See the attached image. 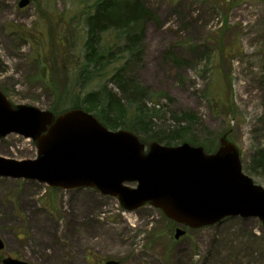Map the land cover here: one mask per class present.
<instances>
[{
  "label": "rangeland",
  "instance_id": "374dc122",
  "mask_svg": "<svg viewBox=\"0 0 264 264\" xmlns=\"http://www.w3.org/2000/svg\"><path fill=\"white\" fill-rule=\"evenodd\" d=\"M20 1L0 0V91L12 106L52 112L88 9L78 0H30L19 8ZM141 1L154 17L129 73L163 105L156 130L186 126V114L197 119L194 136L213 148L227 133L243 173L264 188V0ZM58 38L66 39L63 47ZM113 54L106 74L123 62ZM0 157L35 159V144L8 135ZM177 227L150 205L125 212L93 189L0 178V264L5 257L29 264H264V227L256 218L180 227L185 234L174 239Z\"/></svg>",
  "mask_w": 264,
  "mask_h": 264
},
{
  "label": "water",
  "instance_id": "95a60500",
  "mask_svg": "<svg viewBox=\"0 0 264 264\" xmlns=\"http://www.w3.org/2000/svg\"><path fill=\"white\" fill-rule=\"evenodd\" d=\"M30 4L21 0L19 8ZM15 134L35 144L36 157H0V178L35 181L52 189H93L114 198L125 212L145 205L176 226L199 230L227 218H256L264 227V188L242 171L237 147L225 133L207 154L183 143L146 148L127 130L111 131L81 109L51 111L12 106L0 91V139ZM133 186V187H131ZM4 243L0 238V253ZM1 264H29L5 257ZM103 264H120L106 260Z\"/></svg>",
  "mask_w": 264,
  "mask_h": 264
},
{
  "label": "trees",
  "instance_id": "16d2710c",
  "mask_svg": "<svg viewBox=\"0 0 264 264\" xmlns=\"http://www.w3.org/2000/svg\"><path fill=\"white\" fill-rule=\"evenodd\" d=\"M78 1L88 9L83 18L82 44L73 56L72 69L62 67L65 84L55 90L52 113L57 116L81 109L110 130L133 133L147 147L153 142L168 147L181 142L202 147L207 154L215 152L219 143L213 148L210 140L201 141L194 136L191 124L197 119L190 115L182 116L186 126L156 130L153 119L164 115L163 105L150 99L148 89L139 83L136 74L129 73L140 62L145 25L153 20V11L141 0ZM65 40L56 41L63 47ZM114 51L121 57L119 63L123 62L106 74L105 68L115 59ZM102 79L106 82L100 83ZM146 101H152L153 106L148 108Z\"/></svg>",
  "mask_w": 264,
  "mask_h": 264
},
{
  "label": "flooded vegetation",
  "instance_id": "af4514ba",
  "mask_svg": "<svg viewBox=\"0 0 264 264\" xmlns=\"http://www.w3.org/2000/svg\"><path fill=\"white\" fill-rule=\"evenodd\" d=\"M104 262H105V261H104ZM104 262H103V263H104Z\"/></svg>",
  "mask_w": 264,
  "mask_h": 264
}]
</instances>
